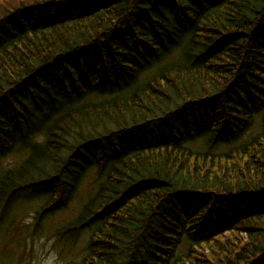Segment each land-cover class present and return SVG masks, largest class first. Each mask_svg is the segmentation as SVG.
Masks as SVG:
<instances>
[{
	"label": "trees",
	"instance_id": "1",
	"mask_svg": "<svg viewBox=\"0 0 264 264\" xmlns=\"http://www.w3.org/2000/svg\"><path fill=\"white\" fill-rule=\"evenodd\" d=\"M29 3L0 14V223L88 184L76 264H264V0Z\"/></svg>",
	"mask_w": 264,
	"mask_h": 264
},
{
	"label": "rangeland",
	"instance_id": "2",
	"mask_svg": "<svg viewBox=\"0 0 264 264\" xmlns=\"http://www.w3.org/2000/svg\"><path fill=\"white\" fill-rule=\"evenodd\" d=\"M29 1L35 0H0V14L5 7L11 8L18 2L32 4ZM7 160L13 162L8 158L5 164ZM87 190L88 184H84V193L78 192L67 210L53 215L48 220H42L37 214L29 212L37 204L25 199L14 209L13 214H8L0 223V264H76L82 257L89 231L84 230L79 238L71 241L62 238L64 247H61L58 239L61 238L60 233L64 232L76 217L75 212Z\"/></svg>",
	"mask_w": 264,
	"mask_h": 264
}]
</instances>
